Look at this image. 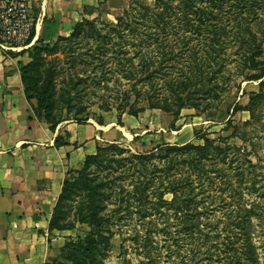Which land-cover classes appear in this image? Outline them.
<instances>
[{
    "label": "rangeland",
    "instance_id": "374dc122",
    "mask_svg": "<svg viewBox=\"0 0 264 264\" xmlns=\"http://www.w3.org/2000/svg\"><path fill=\"white\" fill-rule=\"evenodd\" d=\"M25 54L35 117L108 140L64 184L49 264H264V0H105Z\"/></svg>",
    "mask_w": 264,
    "mask_h": 264
},
{
    "label": "crops",
    "instance_id": "0c3cea01",
    "mask_svg": "<svg viewBox=\"0 0 264 264\" xmlns=\"http://www.w3.org/2000/svg\"><path fill=\"white\" fill-rule=\"evenodd\" d=\"M40 39L69 36L105 0H30ZM24 52L0 50V264H49L65 236L51 228L65 181L108 142L96 123L52 128L31 111Z\"/></svg>",
    "mask_w": 264,
    "mask_h": 264
},
{
    "label": "built area",
    "instance_id": "2783aa9c",
    "mask_svg": "<svg viewBox=\"0 0 264 264\" xmlns=\"http://www.w3.org/2000/svg\"><path fill=\"white\" fill-rule=\"evenodd\" d=\"M37 22L30 0H0V50L24 52L35 43Z\"/></svg>",
    "mask_w": 264,
    "mask_h": 264
},
{
    "label": "trees",
    "instance_id": "16d2710c",
    "mask_svg": "<svg viewBox=\"0 0 264 264\" xmlns=\"http://www.w3.org/2000/svg\"><path fill=\"white\" fill-rule=\"evenodd\" d=\"M77 26H79V24L77 25ZM76 26V27H77ZM75 27V28H76ZM74 28V29H75ZM74 31V30H73ZM39 41H37L36 43H38ZM23 79H24V75H23ZM255 79H259L258 77H256ZM257 96H255V98H256ZM254 98V99H255ZM252 102V100L250 101V103ZM138 112H136L135 110H133V109H130L129 110V115L130 116H132V117H137L138 116ZM200 139V138H199ZM204 143L206 144V145H212L214 142L213 141H211V140H208V139H206V140H204ZM166 147V149H167V151H172V150H174L175 152L179 149L178 147H176V146H170V145H167V146H165ZM157 150V149H156ZM158 151V150H157ZM97 152H98V150H97ZM153 154H154V152L153 153H151L149 156H147V157H151V156H153ZM94 157V156H93ZM93 157H89V158H87V160H86V162H85V165L84 166H86V163L90 160V159H92ZM66 182V181H65ZM65 188V187H64ZM64 188H63V192H64ZM63 192H62V195H63ZM61 195V196H62ZM60 199H61V197H60ZM59 199V200H60ZM59 203V202H58ZM54 217H55V215H54ZM54 217H53V219H54ZM51 228H53V220H52V224H51Z\"/></svg>",
    "mask_w": 264,
    "mask_h": 264
}]
</instances>
